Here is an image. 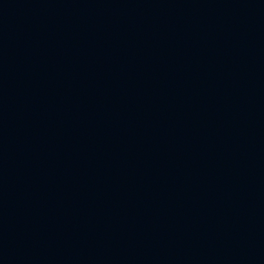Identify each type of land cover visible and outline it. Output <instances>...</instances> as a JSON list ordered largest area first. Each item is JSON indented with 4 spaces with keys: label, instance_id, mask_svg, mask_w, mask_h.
Instances as JSON below:
<instances>
[{
    "label": "water",
    "instance_id": "obj_1",
    "mask_svg": "<svg viewBox=\"0 0 264 264\" xmlns=\"http://www.w3.org/2000/svg\"><path fill=\"white\" fill-rule=\"evenodd\" d=\"M0 264H264V0H0Z\"/></svg>",
    "mask_w": 264,
    "mask_h": 264
}]
</instances>
